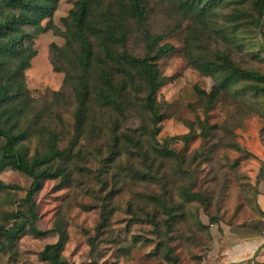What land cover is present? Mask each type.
Segmentation results:
<instances>
[{
	"label": "rangeland",
	"instance_id": "obj_1",
	"mask_svg": "<svg viewBox=\"0 0 264 264\" xmlns=\"http://www.w3.org/2000/svg\"><path fill=\"white\" fill-rule=\"evenodd\" d=\"M76 2L59 0L43 21L48 30L34 40L37 55L25 72L31 135L24 151L44 154L53 134L58 148L70 149L53 164L65 176L42 178L34 197L35 224L51 232L26 233L13 245L0 233V264H51L41 253L59 241L67 264H234L215 256L212 231L240 224L264 229L255 178L264 161V82L244 79L221 89L219 77L201 73L190 57L224 53L239 68L264 74V17L258 25L254 0H228L203 18L183 5L199 0H148L147 28L164 37L161 44L175 46L158 62L171 77L157 93L164 120L151 123L138 92L121 117L93 104L79 135L71 84L78 72L74 56L59 51L66 45L63 18ZM129 51L145 52L136 27ZM165 148L173 154L157 152ZM0 179L21 187L0 192V227L9 228L8 214L28 212L33 179L12 168L0 171ZM261 251L235 264L264 263Z\"/></svg>",
	"mask_w": 264,
	"mask_h": 264
},
{
	"label": "trees",
	"instance_id": "obj_2",
	"mask_svg": "<svg viewBox=\"0 0 264 264\" xmlns=\"http://www.w3.org/2000/svg\"><path fill=\"white\" fill-rule=\"evenodd\" d=\"M226 1L228 0H199V3L185 2L183 5L203 18L214 7ZM58 2L59 0H0V171L12 168L33 179L24 200L28 212L8 214L12 225L9 228L0 227V233L10 245L26 233L42 236L51 232L41 231L35 224L34 197L42 187V178L56 179L65 176L64 168H54L53 164L70 154V149L58 148L54 134L48 150L42 155L29 157L23 145L31 135L29 122L24 123L31 110L25 72L37 55L34 40L48 30L43 21L53 17ZM201 2H204L203 6H200ZM254 6L258 11L257 24L260 25L264 17V0H254ZM147 13L148 0H77L69 16L63 18L67 28L66 45L59 51L65 56H74L73 67L78 72L76 78H71L77 100L75 131L78 135L83 132L93 113V104L121 117L132 110L133 99L138 92L144 95L143 107L150 113L151 123L157 126L164 120L165 115L161 113L157 93L171 77L161 74L158 62L173 52L175 46L170 43L161 44L164 37L150 32L147 28ZM230 18L236 20L234 17ZM135 27L141 32L145 44L142 56L129 51ZM190 60L201 73L218 76V86L221 89L244 79L264 82L263 73L239 68L224 53L218 54L214 59L204 56L190 57ZM158 131L155 128V133ZM123 138L127 143L134 144L132 136L124 134ZM157 152L173 154L167 148L158 149ZM20 189L19 185L0 179V192ZM191 194L197 196L196 193ZM260 209L262 210L261 206ZM262 212L264 214L263 210ZM236 226L255 228L264 235V229L255 224ZM61 252L62 244L59 241L47 245L41 257L51 264H67L61 257Z\"/></svg>",
	"mask_w": 264,
	"mask_h": 264
},
{
	"label": "crops",
	"instance_id": "obj_3",
	"mask_svg": "<svg viewBox=\"0 0 264 264\" xmlns=\"http://www.w3.org/2000/svg\"><path fill=\"white\" fill-rule=\"evenodd\" d=\"M255 178L258 180L259 203L264 211V161L258 165ZM212 233L214 254L223 257L224 263L241 262L264 244L263 233L247 226H218L213 228ZM261 254L264 256V247Z\"/></svg>",
	"mask_w": 264,
	"mask_h": 264
},
{
	"label": "water",
	"instance_id": "obj_4",
	"mask_svg": "<svg viewBox=\"0 0 264 264\" xmlns=\"http://www.w3.org/2000/svg\"><path fill=\"white\" fill-rule=\"evenodd\" d=\"M264 247V244L262 246H260L248 259L246 260H249V259H253L256 254ZM245 261V260H244ZM235 264V263H234Z\"/></svg>",
	"mask_w": 264,
	"mask_h": 264
}]
</instances>
